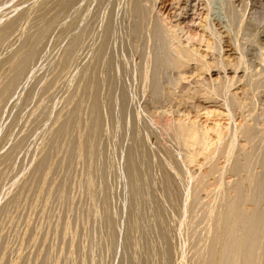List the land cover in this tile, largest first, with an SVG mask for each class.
<instances>
[{
    "label": "rangeland",
    "instance_id": "374dc122",
    "mask_svg": "<svg viewBox=\"0 0 264 264\" xmlns=\"http://www.w3.org/2000/svg\"><path fill=\"white\" fill-rule=\"evenodd\" d=\"M173 1L157 0V2H151V0H137L138 7L141 8V10L144 9L145 12H149L147 21L150 20V22H145L146 24L148 23V25H146L142 22L143 20H146L145 16H141V13H134V11H131L132 8L129 0H74L69 4H66L65 8L61 12L56 14L51 20L41 25L40 30L44 31L43 38L41 42L36 43L33 41L31 36L28 35V31L32 26L31 23L37 15L38 8L40 9V7L43 6H48L47 8H50V6L52 5V1L0 0V29L3 28L6 21H13L12 24L14 23L13 27L10 26L11 29L7 30L8 32L6 31L5 34L0 37V63L6 62L11 54H17L19 62L18 68L14 73L11 81L9 82L7 90L0 95V163L3 164L0 172V214L3 212L2 209H5L4 207H6L4 203H6L5 201H7L6 199L9 198L10 195L7 194L12 193V191L16 189L15 186H18L20 183L19 181L23 179L25 175L24 173H26L25 171H27L26 168L30 167L31 165L30 159H32V147L36 144V140H38V138H41L43 134H46V131H48L47 129H49V127L55 123L60 111L59 108L63 105V103L67 102L66 99H68V101L71 100L69 98L71 94H73L72 90H74L75 86L77 85V75L80 70H82L83 67L87 66L88 64L90 65L92 63L93 66L91 68H93V72L95 73V75H97L96 78L100 82H102V84L100 83L99 85V88H101L100 90L98 89V98H101H99V101L101 103V106H103L101 112L104 111L101 115V123L98 124L100 125V128L98 126L99 130L97 138L95 140L96 143H94V148L97 149L95 150L97 155H101V153L103 152L105 153V156L110 155L107 157H109L111 161L113 160V163L110 161V164L112 166L109 165L112 168L110 169L111 174L113 172V177L116 178L114 179L113 177H111V180L113 178V184L110 183L112 185V189L115 192L114 193L112 190L113 194L111 199V211L112 213H114L113 215L116 214V217L114 216L115 221L119 224H116L118 227L116 226L115 229L116 231L118 230L117 233L115 231V233L117 234L115 235V237L117 238L115 239L114 237L113 241L115 243H112L115 247H112V251H109L107 253V260L104 257L107 261V263H105H129L128 257H126L125 255V248L123 247V244L125 246V241H122L121 239L124 238V232L129 225L128 223L130 222L127 200L128 190L130 187V179H127L129 177H127V175L124 176L123 173L125 171L124 167H126V153H128V151L133 148L136 143H138V145L136 144V146L139 147V149L140 146L144 144L142 146V149L139 150L140 154L143 155V153H145L144 155H146L147 153L146 156L150 155L149 160L150 162H152H148L149 164H147V166L151 164V166L153 167L155 163L157 165V162H159L160 160L161 164L158 165L162 166V163L163 165H165L162 166V168L157 166L159 168L156 167V171L152 170L150 166V169L146 166L147 170L149 169V172L152 170L155 171L154 173H156V176H154L153 173L154 178L151 177L153 180H151V178L149 179V183H147L150 185L147 186L150 188L152 187L150 190H153V192H155V195H157V199L162 204V206L165 205L164 209L166 208V212L168 213V226L169 228L172 227L174 229L172 250L169 253H165V247H163L159 249V254L163 256L162 258L166 264H190V262L192 261L190 255L195 250L202 238V235L204 234V222L198 220L192 227H190L188 224L185 225V223H187L188 220L195 214V210H198L194 208L200 209V207L204 208V206H207L206 203H204V206L202 204L200 205V207H194L193 205L189 207L191 203H195V201L193 202V199H190L189 202L191 203H188V201H186L187 207H189L187 209L189 210H185L187 212L185 214V211L181 209L179 210L182 205L179 202H184L183 195L181 194V196H179L180 198L178 199H181L178 202V205H181L174 208L170 206L167 195H164L165 197L162 195L164 194V191L162 189L163 183H160V181L163 182L162 180H164V177L162 178V175L164 176V173L162 174L161 172L163 171V167H168L165 163V160L167 159L166 162L172 161L174 164H176L175 170L173 165L171 164L172 162H170V165L168 164V168H171L172 170L169 169L168 171L171 170L170 172L173 176L175 174L178 175L179 172L185 173V176L183 175V173H181L182 175L180 174L179 177L175 176V178H179V180L182 181L180 183H183L184 185V182L186 181H184V179H188V174L194 176L198 173L206 172L208 168L206 165V167L204 165L202 167V164H204L202 155H194L195 153H198L200 151L199 145H193L195 147L193 149V146H190L192 150L189 149L188 146L186 147L189 150L186 147H182L183 143H181L180 137L177 135L176 131L181 123L186 124V122L188 123L189 121H195V124L198 127H219L221 131L227 130V128L230 127L229 124L232 125V123L234 125L246 124L249 126L248 128L256 132L264 131V82L260 85L256 84V87L252 85H249V87L245 82L244 85L243 81H239L237 85H235V83V87L232 86V89H229L230 93H228L229 95H231L228 96L231 98L233 97L234 99H229L231 100L230 103L233 102V105H230L231 112L228 110L230 113V115H228L227 109L224 105L225 103L222 101L223 98L219 100L218 98L221 97L217 98V96L214 94H212V96L211 94L209 95L208 92L206 93V89L203 88V86L200 85L202 88H198L196 84L194 85V83L191 82L192 79L191 81L189 79L187 80L188 82L186 81L182 84H178L179 82L176 81L178 85L173 83L174 81H172L171 83V78L174 77L172 80L176 79V72H174L175 70L172 68L169 69L164 67L166 69V73L164 72L165 69L163 70V67L161 68V66L164 65L163 62L165 60V57H163L164 55L161 52L163 50V44L161 45V36L154 32V27L159 25L160 22L162 26L166 27L165 25H167L169 26V28L172 26V24L173 26H175L178 23L181 28H184L181 29L178 26L177 28L175 27L176 30L178 29L177 32L180 30V33L178 32L177 36L182 35L181 37H178L179 40L183 41L184 39V41H186L185 39L188 38L187 34L189 35L192 30V33H201L203 29L200 25L204 24V22L209 19L210 22L207 21L208 24L210 25V23H212L213 26L212 27L210 25V27H212L210 28L211 32H215L214 30L217 28L218 33L224 32L225 29L227 31L229 30L228 33L230 35L226 30V32L224 33L227 36L229 35V37H234L233 39L237 42V44H242L241 46H243L244 50L243 55L245 53L244 60L246 62L247 59L246 65L249 67L251 66V72H254L256 68L259 71L264 72V64L261 62L262 58L264 57V41L262 40L264 39V0H233V2L231 0L232 3L230 2V0H178L177 2L179 3H176V0ZM191 2L193 4L195 3L196 5L191 4ZM152 3L155 6H153ZM227 3L233 5L232 7L234 8V10H232V16H228L226 13L225 7ZM189 5H191V7H195L189 9ZM176 6L177 9L175 10ZM183 8L185 9L184 11L182 10ZM192 9H194V11L190 12ZM186 12H190L191 14H188ZM177 13L179 15L176 16ZM199 14H201V16ZM188 17H190V20ZM13 19L15 20V22ZM191 19L193 22L191 21ZM188 20L189 23L186 22ZM196 20L199 22H204L200 24L199 22L197 23ZM157 21H159V23ZM164 21L166 24H163ZM170 21H173V23L171 24ZM183 21L185 23H183ZM194 22L197 23H195L196 25L199 24L198 26L200 27L194 26ZM140 23L143 24L142 26L144 28L139 25ZM181 23H183L184 25H182ZM2 24L3 26H1ZM144 24L146 25V27ZM185 24H189L187 26V29L185 28ZM136 25L139 26L137 27ZM141 27L143 30L141 31V33H145L137 34L139 28ZM237 27H240L239 30H237ZM144 29H147V31H144ZM188 29L192 30L190 31ZM234 29L236 30L235 33L237 32L236 35L233 34ZM181 30L183 31L181 32ZM187 30L188 33H185L187 32ZM204 32L205 34L201 33L204 34V36H201V34L198 35L208 40V38L210 37L209 30ZM231 33L233 34V36H231ZM183 35L187 38H183ZM225 39L226 38L220 39L221 45L223 44V48L226 45ZM227 39H230L234 43L232 38ZM221 40H223V42ZM199 44V41H197V43H195V41L191 42L192 46L195 45L197 47H200ZM168 46L169 45H166V47ZM159 53L160 58H158ZM150 54L152 56L151 58L149 56ZM68 55L70 57H68ZM154 55H158L157 57H155L156 59H154ZM149 58L150 60H148ZM157 59L159 62H156ZM161 59H163L162 63ZM93 60L96 61V63L93 62ZM145 60H148L147 64ZM262 65L263 68H261L260 70V67H262ZM249 67H247V71H249ZM157 68L163 70V75L162 73H160L161 76L158 74L159 70ZM148 69H150L149 73H147ZM167 69L169 70L167 71ZM141 70L142 72L144 71V73L139 74ZM151 72L158 74V77L153 73L150 74ZM239 73L240 71L238 72V75L243 74V72H241L240 74ZM52 75H57V78L52 80ZM140 75L143 77L142 80ZM144 78L145 81H148L144 82ZM103 82H105L106 84L103 85ZM143 82L145 85L143 84ZM112 84L115 86V88ZM197 88L200 90H198ZM104 105L106 106V108ZM111 105H113V109ZM177 126L178 128H176ZM26 127H28V131L24 132V129ZM174 133H176V138H174L173 136L175 135ZM238 135V147L239 149L241 147L239 151L241 152L243 149V151H246L247 149V151H249L251 149L249 142H246L247 140L243 135L240 134L241 137L240 135ZM213 137L214 134L210 132V139ZM176 139L177 141H175ZM33 142L35 144H33ZM105 147L106 149L104 150L103 148ZM143 148L145 149V151H141L144 150ZM107 150L109 152H107ZM170 154L172 157L170 156ZM97 155L95 157V166L97 165L96 168H98L97 170L99 172V176H97V179H95L96 183L94 188L97 187V189L99 188L100 190H98L102 192L101 190L104 189V184L102 183L103 171L101 170H103L104 168L103 163H105V161H102L103 157L101 158L100 155L99 157ZM193 155L196 158H194ZM151 156L154 159L151 158ZM172 158L173 160H170ZM103 160H105V158ZM216 160L218 162L217 166L222 167L223 165H225V161H223V158L220 157ZM262 160L263 161L262 163H260V166H258L259 164H257V168L254 167L255 172H264L262 171L264 170V159ZM179 162H182L185 165L182 163L180 165ZM217 162H215V164H217ZM98 164L100 167L98 166ZM180 167L182 169H180ZM159 171L160 173H157ZM239 172L240 173L237 172L239 175L236 176L234 175L235 173H232L231 176V173L229 172L222 175V180L225 185L230 186L232 183L241 180L244 173L243 171V174L241 173V171ZM180 176H182V178ZM98 178L102 179L99 180ZM126 179L129 182L126 181ZM206 182L204 185L205 187L203 186V190L201 189L202 191L200 190L201 192H199L201 195L197 193L198 195H200L198 196L199 198H206L205 196L208 195V192L213 187L215 179L210 175L207 177ZM157 188L160 189V194L158 193ZM97 189L95 188L96 192H99ZM100 196L101 195H98V198ZM122 197L123 201L121 200ZM160 198L161 200H159ZM206 200L208 201V199ZM32 201H34L33 203L38 202H35L36 200ZM207 201L204 200V202ZM95 207L97 206H94L92 207L93 209L89 210V214L91 216L90 218H92L93 216L90 223L91 228L88 230L89 232L91 230V232H88L89 234L87 233L86 236L89 235L88 237H86L87 239H85V235L82 237L83 243L87 244L84 246H88L86 248L90 249L88 250L89 254L87 253L86 257H84L85 255L82 257V259L87 258V260H83V264L85 263V261H87L86 264H95V262L99 259L101 261L103 259V257L99 255L100 251V254H102V249L98 244V235L96 234V226L99 225L97 224V222L100 221L101 216L98 213L99 208ZM253 208L254 206L252 203H247L246 205H244L243 210L244 212H250V210ZM91 213H93V215H91ZM57 224L60 225L59 223ZM95 234L97 235V237L95 236ZM83 238L85 241L83 240ZM94 238L96 239V241ZM95 242L98 243L96 244ZM99 256H101L102 259L101 257L99 258ZM99 261L96 262V264H101V262Z\"/></svg>",
    "mask_w": 264,
    "mask_h": 264
},
{
    "label": "bare ground",
    "instance_id": "6f19581e",
    "mask_svg": "<svg viewBox=\"0 0 264 264\" xmlns=\"http://www.w3.org/2000/svg\"><path fill=\"white\" fill-rule=\"evenodd\" d=\"M51 1L52 5L50 4V8H47L48 6L40 7V9L38 8L37 15L31 23L32 26L28 31V35L31 36L33 41L36 43L41 42L43 38L44 31L40 30L41 25L51 20L56 14L65 8L66 4H69L74 0ZM152 1L157 2V0H151V2ZM177 1L178 0L175 2L179 3ZM129 2L132 8L131 11H134V13H141V16L146 17V20L142 21L143 23L150 22V20L147 21L149 12H145L144 9L141 10V8H139L137 5V0H129ZM191 4L193 3L191 2ZM193 5L196 4L194 3ZM189 6V9L193 7H191V5ZM232 6V4L227 3L225 7L228 16H232V10H234ZM184 8L182 9L183 11L185 10ZM176 9L177 6L175 7V10ZM192 11H194V9H192L190 12ZM177 15L179 14L177 13L176 16ZM199 15L201 16V14ZM188 18L190 20V17ZM189 20L186 22L189 23ZM184 21L183 23H185ZM207 21L210 22L209 19ZM207 21H202L204 24H201L202 22L199 21H197V23L199 22L201 24L200 26L204 31L209 30L210 34H208L210 37L208 38L207 36L208 40L206 38L205 40L201 37L205 34L203 30L201 33L204 34H196L192 33L193 30L191 29L192 32H190L189 35L187 34L188 38L183 35V38H187L185 39L186 41H184L182 38L184 42L180 41L178 38L182 35L177 36V33H180V30L177 32L178 29L176 30V28L177 26L181 28L178 23L177 25L173 26V21H170L172 26L169 28V26L165 25L168 27L166 28L162 26L161 22L159 23V21H157L159 25L155 26V30H153L161 36V45L163 44V50L161 52L164 55L163 57H165L164 62L162 61L163 59H161V63H164L161 68L163 67V70L165 68H172L175 70L174 72H176V79L172 80L174 77L171 78V83L174 81L173 83L177 84V81L179 82L178 84H182L187 80L190 79L191 81L192 79L191 82H193L194 85L196 84L198 88L203 86V88L206 89V93L208 92L209 95L211 94L212 96V94H214L217 96V98L221 97L218 98L219 100L223 98L222 101L225 103L223 104L227 109L228 115H230L229 111L231 112L230 108L233 105V102L230 103L231 100L229 99H233V97H229L231 96L228 94L230 93L229 89H232V86H234L235 83V85H237L239 81H243V84L244 82L247 83V86H255L256 84L260 85L264 82V72L259 71L257 68V70H253L254 72H251V66L249 67L246 65L247 59L246 62L244 60L245 53L243 55L244 50L243 46H241L242 44H237V42L233 39L234 37H229V30L227 31L225 29L229 34L228 36L224 33L226 32L225 30L224 32L218 33V28H213L215 29L214 31L216 33L211 32L210 28L213 27L212 23H210L212 26L210 27ZM6 22L4 23V26L3 24L1 25L3 28L0 29V37H2L7 30L11 29L10 26L13 27V21ZM183 23L181 24L184 25ZM195 23L196 22H194V24ZM163 24H166L165 21ZM196 24L194 26L199 25ZM139 25L142 26L143 24L140 23ZM146 25H148V23ZM188 25L189 24L186 25V29ZM142 27L139 28L137 34H140L141 31H143ZM237 28L236 29L239 30L240 27ZM188 30L185 33H188ZM144 31H147V29H144ZM182 31L183 30H181V32ZM233 31L234 33H232L236 35V30L234 29ZM144 33L142 32L141 34ZM198 34H201V36ZM233 34L231 36H233ZM221 38H226V45L224 43V48L222 46L223 44L221 45L220 42ZM227 38H232L234 43ZM262 40L264 41V39ZM190 41H195V43L199 41L200 47L195 45L192 46ZM221 41L223 42V40ZM166 45L169 46L166 47ZM149 56L150 58L152 57L151 54ZM157 56L154 55V59H156L155 57ZM68 57L70 56L68 55ZM150 58L148 60H150ZM158 58H160V53ZM147 61L145 60L146 64ZM93 62L96 63L94 60ZM156 62H159L158 59ZM261 62L264 64V57L262 58ZM18 64L19 62L17 54H11L6 62L0 63V95L7 90L8 84L18 68ZM92 66V63L90 65L88 64L87 66L83 67L79 73L77 72L78 81L75 89L72 90V97L70 96L69 98L71 100L68 101V99H66L67 102L63 103V105L59 108L60 111L58 110L59 113L55 123L50 126L49 129H47L48 131H46V134H43L41 138H38L39 141L36 140V144L34 143L35 141L33 142L35 145H32V159H30L31 165L29 163L30 167L26 168L27 171H25L26 173H24L25 175L23 179L19 181V185L15 186L16 189L14 188L15 190L12 191V193L7 194L10 195L9 198H5L7 200L5 201L6 203L3 202L6 207H4L5 209H2L3 212L0 214V264H83V260H87V258L82 259V257L84 255V257H86V254L90 249L86 248L88 246H84L87 244L83 243L82 237L85 235V239H87L86 237L89 236L86 235L89 232L88 230L91 228L90 223L91 219L93 218V216L90 218L91 216L89 214V210L93 209L92 207L94 206H97L95 208H99V210H97L101 216L100 221H98L99 223L97 222L99 225L96 224V228L98 229H96V234L98 237L95 234L99 243H95L100 245L102 254H100V251L99 255H101L103 259L101 256H99V258L101 257L102 261L100 259V261H98L101 262V264H106V260L108 259L106 258L107 253L112 251V247H115L112 243H115L113 239L115 235H117L116 233L118 231L115 229L119 224L115 221L116 214L113 215L114 213L111 211V199L114 192L111 184H113L112 181L114 177L113 172L112 174L110 172V169H112L110 167L112 166L110 163L113 160L111 161L109 157H107L110 155L105 156V153L103 152L102 153L104 156L102 153L99 155L101 158L103 157L102 161H105V163H103L104 168L101 166L103 168L101 171H103L102 176L104 182L102 181V183L104 184V189H102V192H100V189L98 188V190L97 187H95L99 191L96 192L94 188L96 183L95 179H97V176H99V172L97 170L98 168H96L97 165L95 166V157L97 155L95 150L97 149L94 148V143H96L95 140L99 130L98 126L100 128V125L98 124L101 123V115L104 111L101 112L103 106H101L99 101L100 97L98 98V89L100 90L101 87L99 88V85L100 83L102 84V82L96 78L97 75H95L93 72V68H91ZM246 66L249 67V71H247L248 68ZM261 68H263V65L260 67V70ZM157 69L159 70L158 74L160 75V73H162L163 75V70L159 68ZM169 69H167V71ZM144 71L142 72L141 70L139 74L144 73ZM149 71L150 69H148L147 73H149ZM239 71L240 73L243 72V74L239 73L240 75H238ZM164 72H166V69ZM152 73L155 74L154 72H151L150 74ZM158 74H155V76ZM52 77V80L56 79L57 75H52ZM142 79L143 77L141 76V80ZM143 81L147 82L148 80L145 81L144 78ZM103 83V85L106 84L105 82ZM111 107L113 109V105H111ZM229 126L227 130L221 131L219 127H198L195 124V121H189L188 123L186 122V124L181 123L179 128L178 126L176 127L178 128L176 132L180 137L181 143H183L182 147L185 148L188 146L189 149H191L190 146L192 147L193 145H199L200 151L194 155L200 154L203 156L202 160H204V164L201 163L202 167L203 165H206L208 170L202 173L197 172L198 174L194 173L196 174L194 176H191L187 173L188 179H184V181L186 180L184 185L183 183H180L182 181H180L179 178H175V176L179 177V175L183 172L180 173L178 171L179 174H175L174 176L170 172L172 169L168 167L172 161L166 162V159L165 163L168 167H163V171L161 172L162 174L164 173V176L162 175L164 180L161 179L163 182L160 181V183H163L162 189L164 194H161L163 196L167 195L170 206L174 208L179 207V205L182 204L179 210L181 209L183 211L189 210L187 208L191 207L192 205L194 207H200V205L203 204L204 206V203H206L207 206H204V208L200 207V209L194 208L198 210H195V214L188 220L187 223H185V225L188 224L190 227H192L198 220L204 222V234L202 235L197 247L190 255V258L192 259L190 264H264V172L258 173L256 171V173L254 171V167L257 168V164L260 166V163L263 161L262 159H264V131H253L252 129L248 128L249 126L246 124L234 125L232 123V125L229 124ZM27 131L28 127L24 129V132ZM210 132L214 134V137L211 139ZM174 134L175 135L173 136L176 138V133ZM238 134L243 135L247 140L246 142H249L251 148L249 151H247L248 149L246 151H243L244 149L241 152L239 151L241 147L240 149L238 147ZM177 139L175 141H177ZM136 144L138 145V143ZM136 144L133 146V148L130 147L131 149L129 151L127 150L128 153H126L127 157L125 159L126 167H124L125 171L123 174L124 176L127 175V177H129L127 179H130V182L126 179L130 186L127 196L129 210L126 208L129 211L128 215L130 222H126L129 225L124 232V240H121L125 241V246L123 244V247L125 248V255L129 260L128 264H166L162 258L163 256L159 254V249L165 247V253H169L172 250L174 229L171 226L170 227L172 229L168 226V213L166 212V208L164 209L165 205L162 206V204L158 201L155 192L150 190L152 187L150 188L147 186L150 185L148 184L149 179L151 177L154 178L153 173L156 171L155 168L161 164V160L157 162L159 165H156L154 162L156 165L153 166L154 168L151 166V164L147 166V164L152 162L149 160L150 155L146 156L147 153L146 155L143 153L144 156L141 155L139 150L142 149L144 144L142 146L139 145L140 149L136 146ZM194 146L192 149L195 148ZM103 149L105 150L106 147ZM141 151H145V149ZM107 152L109 151L107 150ZM99 155L97 156L99 157ZM152 156L151 158H153ZM220 157L224 159L223 161H225V165L222 167L217 166L218 162L216 159H219ZM104 158L105 160H103ZM170 160H173V158ZM215 162H217V164H215ZM171 164L175 170L176 164L173 162ZM146 166L148 168L150 166V168L155 171L151 170L149 172L150 168L147 170ZM162 166L165 165L162 163ZM162 166L159 167L162 168ZM2 167L3 164L0 163V172ZM169 169L171 170L168 171ZM180 169L182 168L180 167ZM239 171H241V173L243 171V178L235 183H232L230 186H226L222 180V175L229 172L231 173V176L232 173H235L234 175L236 176L239 175ZM157 173H160V171ZM183 175L185 176V173H183ZM210 175L215 179L213 187L208 192V195L206 194L208 197L205 196V199H203L204 197L199 198L198 196L201 195L199 192L203 190V186L207 181V177ZM154 176H156V173H154ZM111 177H113L112 180ZM180 177L182 178V176ZM152 178L151 180H153ZM157 189L159 193L160 189ZM180 194L183 195L184 202H179L181 200H178L180 198L179 196H181ZM98 195L101 196L98 198ZM161 198L159 200H161ZM190 199H193V202L195 201V203L192 204L189 202ZM206 199H208V201ZM32 200H36L35 202H38L33 203L34 201ZM121 200L123 201V197ZM204 200L207 202H204ZM186 201L191 203L189 207H187ZM178 202L181 204L178 205ZM247 203H252L254 206L250 212H244L243 210L244 205ZM186 213L187 212L185 211V214ZM91 215H93V213H91ZM56 222L61 224L58 225ZM116 238L117 237H115V239ZM86 262L87 261H85L84 264H86Z\"/></svg>",
    "mask_w": 264,
    "mask_h": 264
}]
</instances>
